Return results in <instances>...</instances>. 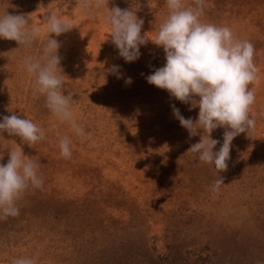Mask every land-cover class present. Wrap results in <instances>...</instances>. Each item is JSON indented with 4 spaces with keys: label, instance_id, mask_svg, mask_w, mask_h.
<instances>
[{
    "label": "rangeland",
    "instance_id": "374dc122",
    "mask_svg": "<svg viewBox=\"0 0 264 264\" xmlns=\"http://www.w3.org/2000/svg\"><path fill=\"white\" fill-rule=\"evenodd\" d=\"M183 2L194 6V0ZM107 6L133 8L144 21L141 35L149 41L134 62H125L111 42L106 7L0 0V16L24 15L41 30L31 47L0 39V121L16 114L45 129L44 139L31 146L0 133V164L21 147L39 162L43 179L41 188L30 186L16 201L18 216L0 219V264L18 258L36 264H264V0H205L200 17L250 41L258 70L249 85L255 127L231 142L227 170L219 173L225 184L216 191L213 166L187 152L201 135L189 136L171 106L193 121L199 108L146 81L165 63L163 48L151 40L168 15L166 0H109ZM46 14L74 26L50 36L60 43L62 92L76 101L72 111L83 137L56 120L43 96L34 97V77L24 67L25 57L42 54ZM224 131L212 132L220 141L213 151ZM64 136L72 153L67 159L59 154Z\"/></svg>",
    "mask_w": 264,
    "mask_h": 264
},
{
    "label": "clouds",
    "instance_id": "9594fccd",
    "mask_svg": "<svg viewBox=\"0 0 264 264\" xmlns=\"http://www.w3.org/2000/svg\"><path fill=\"white\" fill-rule=\"evenodd\" d=\"M109 0H78L81 8L108 9L104 17L110 29V40L125 62H134L140 53V46L149 40L141 35L144 24L133 8H108ZM205 0H194L185 5L183 0H166L168 15L159 25L151 42L162 47L165 63L146 77L147 83L166 90L170 97L198 107V117L184 118L178 108L172 105L174 117L185 128L189 136L201 135L199 142L192 144L187 152L198 154L200 162L213 166L218 179L212 185L216 191L224 183L219 173L227 170L230 147L233 139L255 127V119L249 116L255 102V92L249 85L257 80L258 70L254 64L255 47L248 40H240L228 26H217L202 22ZM42 22L46 25V43L39 58L27 56L24 59L26 72L34 77L33 95L45 98V107L60 123H68L78 136H85L82 126L76 123L72 105L76 102L64 95L60 43L50 34L58 37L74 28L57 15L46 14ZM41 35L39 26L31 25L24 15L5 12L0 16V39L15 41L19 46L31 47ZM119 66H113L117 71ZM119 78V77H118ZM131 84V78L125 81ZM198 97V99H197ZM191 110V108L189 109ZM218 128L225 129L223 143L213 151L217 139L211 134ZM202 130V134L198 132ZM15 136L22 144L31 146L45 137V129L30 119L13 114L0 121V133ZM59 154L67 159L71 156L70 139L64 136L59 142ZM3 157L0 156V159ZM39 162L25 156L22 149L9 152L6 164H0V219L19 215L16 201L31 186L41 188L43 179L37 174ZM14 264H36L32 258H18Z\"/></svg>",
    "mask_w": 264,
    "mask_h": 264
}]
</instances>
